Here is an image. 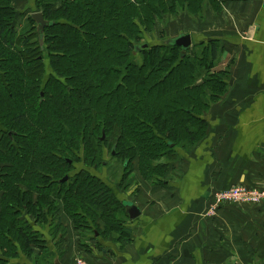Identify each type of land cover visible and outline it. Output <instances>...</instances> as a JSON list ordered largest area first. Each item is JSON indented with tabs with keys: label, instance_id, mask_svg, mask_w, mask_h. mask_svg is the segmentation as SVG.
Returning <instances> with one entry per match:
<instances>
[{
	"label": "trees",
	"instance_id": "trees-1",
	"mask_svg": "<svg viewBox=\"0 0 264 264\" xmlns=\"http://www.w3.org/2000/svg\"><path fill=\"white\" fill-rule=\"evenodd\" d=\"M14 1L0 0V264H15L20 254L34 264H55L58 251L48 248L40 238L47 233L37 229L42 220L50 222L48 235L56 248L67 245V228L50 221L54 194L55 200L79 205L76 231L89 223L87 230L98 227L93 231L101 237L127 244L132 237L118 194L87 170V176L83 171L64 183L61 173L81 141L84 147L85 139L92 141L82 158L94 164L96 148L101 158L102 145L112 137L116 155L111 154L110 163L118 159L129 172L140 160L142 175L147 169L154 177L161 170L156 174L160 183L153 184L163 187L178 177L169 161L177 150L188 153L205 139L203 113L228 91L229 72L215 69L216 43L200 57L195 43L194 54L182 57L181 48L166 40L145 42L140 21L144 14L166 8L194 16L210 5L217 13L218 2L63 0L55 9V0H37V12L53 24L45 30L42 46L27 10L20 14L27 20L25 30L14 24ZM143 43L150 49L138 63L134 47ZM47 60L51 72L44 80ZM66 145L71 148L64 149ZM163 158L168 163L158 164ZM90 189L97 196L93 212L99 217L88 216L85 196Z\"/></svg>",
	"mask_w": 264,
	"mask_h": 264
},
{
	"label": "crops",
	"instance_id": "crops-1",
	"mask_svg": "<svg viewBox=\"0 0 264 264\" xmlns=\"http://www.w3.org/2000/svg\"><path fill=\"white\" fill-rule=\"evenodd\" d=\"M216 1L220 11L207 6L201 25L195 18L185 21V34L195 43H216L215 69L229 72L228 91L205 115V139L180 153L178 182L143 183L128 198L142 213L134 221L127 217L129 243L95 235L83 245L65 220L63 250L46 235L62 264H75L81 256L89 264H264V204L226 205L207 214L215 191L264 187V0ZM33 261L20 254L13 262Z\"/></svg>",
	"mask_w": 264,
	"mask_h": 264
},
{
	"label": "rangeland",
	"instance_id": "rangeland-1",
	"mask_svg": "<svg viewBox=\"0 0 264 264\" xmlns=\"http://www.w3.org/2000/svg\"><path fill=\"white\" fill-rule=\"evenodd\" d=\"M64 1H66V0H64ZM132 1H135V0H132ZM16 2H17L18 6H16V9H15V10H17V12H16V16L14 19V24L15 23L20 24V26H19L21 28L20 32H23L25 30V26L27 25V20L24 18H23L24 20L23 19L21 20L20 14L22 13V11H25L24 9L27 10L25 12V13H27V15H31L33 13H36L38 10H40L39 5H38L39 3L37 0H17ZM54 2H55V4H54L55 9L61 8L63 3H64L63 0H55ZM112 2L114 3V0ZM203 7H204V10L202 12L200 11L199 13H194V16H191L190 14H188L187 13L188 11L178 9V8L176 11L169 10L168 8L161 9L160 12L157 11L156 13H154L152 15H149L148 13H147V15L144 14L143 18H141V16H140V18L142 19V21H140V22H142L144 24V26H141L142 27L141 31L142 30L145 31L143 33L144 34L143 39L145 40V42H148L149 44L155 45V44H160L162 41H165L169 38L179 36V33L181 34V32L184 34L187 33L186 29H188L190 31V28H188L187 25L185 26V21L188 20L187 18L192 19V20H193V18H195L197 20L196 22L199 25H201V23H203V20H205L204 14L206 13L207 7H206V5ZM195 14H196V16H195ZM153 20H154V23L152 22ZM182 25H183V27L181 28L182 29V31H181L180 27ZM143 27L150 28L149 32L146 31L145 28H143ZM207 48H208L207 44H205V43L198 44L195 48V51L197 52V54L200 57V56H202V53H204V54L208 53ZM141 55H142L141 53L140 54L136 53V56L138 57L136 62H138V63L142 62ZM48 64H49V62L47 60L46 64H45L47 71H46V76H45L44 80L49 77L50 72H51L50 68L48 67L49 66ZM218 102H219V100H218ZM218 102L215 101V103H212V106L218 104ZM212 106H210L209 109ZM209 109H208V111H205L203 114L206 115V113L209 112ZM112 142H113V140L111 137L110 140L107 141V143L102 145V151L100 152L101 158H100L99 153H97V148H96V151L94 152V157L96 160L95 162H97V163L92 164V162L86 163L84 161V159L82 158V157H84L85 152H86L85 147L87 145H90V144L92 145V141L85 139V141H84L85 147L82 145V141H81V145L80 146L78 145V148H75L78 153L75 155L74 154L71 155L72 156V159L70 158L71 160L68 159V161H71L72 164L68 162L69 165L66 168L64 167V172L61 174H64L63 179H65L66 177L67 178L68 177L75 178L76 176H78L79 173H81L83 171H84L83 175L87 176V174H88L86 172V170H87L90 173V175H92L93 178H97L101 182L106 183L110 187V190H113V192L115 194L117 193L120 201L121 200H127L130 202H133V201L129 200L128 198H133L136 196V194L138 192L137 190L139 189V186L141 184L148 183L150 185H155L153 183H156V182L158 183L159 182V179H158L159 175H156V174H159V172L161 170H159V172L153 173L154 177H152L153 175H151L150 171L147 173V169L144 170L145 174L143 173V175H142V173L140 172V168H141L140 160H136L134 162V164H132L133 165V166H131L132 168L130 167L131 169L130 168L128 169L129 172L128 171L126 172L125 169H122V165L118 159H114L110 163L111 157H112L111 154H112L113 149H114V146L111 144ZM123 146H124V144L121 147H123ZM67 148H71V146L66 145L64 147V149H67ZM62 151L65 152L63 149H62ZM182 151L183 150H181V149L177 150V155H176L177 157L175 156L174 161H169L166 158H163V160H161V161L159 160L157 163L160 164L161 162L162 163H168V161L171 162L169 170L171 171L173 169L175 172L178 173V177L182 178V175L179 173L180 171L178 170V167L175 166V163L178 162L181 158L180 153ZM74 152L76 153V151H74ZM67 154L68 153H65L64 155L67 156ZM97 156H98V161H97ZM105 163H110V164L107 167H105L103 165ZM68 181H69V179L65 182H68ZM175 181L173 180L172 183L174 184ZM176 182H178V181H176ZM62 183H64V181ZM69 187L71 188L72 185L70 186V184H69L68 186H65L64 189L69 188ZM95 187H96V185H93L92 189H94ZM257 187H260V186H257ZM64 189H63V191H64ZM54 197H56L55 194H54ZM54 197H53V199H51V202L53 203V205H52L53 210H52V214L50 216V221L54 220L55 222L59 223L60 225L61 224L64 225L63 222L65 220V223L67 222V223L73 225L75 228L74 224L76 223V221H78L77 216L80 215L79 214V205H77L75 202H73V203L69 202L70 204L69 203L66 204L62 198L60 200H55ZM85 197H88L86 199L88 202L86 205L88 207V210L90 211V212H88L89 218H94L95 216L99 217V214H95L93 212V210L96 208L95 199L97 200V196L95 194H92L91 189H90L86 193ZM125 198H127V199H125ZM244 206H259V205L244 204ZM65 209L68 211L69 214L65 211ZM92 213H94V214H92ZM117 213H119V211ZM116 216L119 217L120 214H117ZM59 220H61V221H59ZM97 220H101V219H97ZM47 223L48 224H46V221L42 220L39 223L41 225V227L39 226L37 228V229L41 230L45 235H46V233L48 235V231L50 228L49 224H51L50 222H47ZM88 225H89V223L88 224H86V223L80 224L81 231L80 230L76 231V234L79 236L78 239H81L80 241L83 243V245H88V244H86L88 236L92 237V236L96 235L95 238L103 239V237H101V235H100L101 233L95 232L96 230L93 231L94 229H98V227H94V228H91L90 230H87L86 227ZM100 225L103 226V224H101V223H100ZM81 232H83V233H81ZM40 238L43 241H44V239L46 240V238L43 236H40ZM42 244H44V243H42ZM38 250H41V249H37L36 254L40 252ZM41 255H44V252Z\"/></svg>",
	"mask_w": 264,
	"mask_h": 264
},
{
	"label": "water",
	"instance_id": "water-1",
	"mask_svg": "<svg viewBox=\"0 0 264 264\" xmlns=\"http://www.w3.org/2000/svg\"><path fill=\"white\" fill-rule=\"evenodd\" d=\"M32 19L34 20V22L37 24V33L39 35L40 38V42L41 45H44V32L45 30L52 26L53 24L48 23V21L45 20L44 15L40 12H36L33 13L31 15ZM197 41V39H195L192 35L190 34H180L177 37H172L169 38L165 41V43L167 45L173 46V47H179L182 50V57H186L187 53L191 50V48L193 47L194 43ZM135 48V53H143L147 50L150 49V45L148 43H145L143 45H139ZM102 139H105V135L103 136ZM173 146V145H172ZM112 155L115 156L116 155V148L113 149ZM69 163H71V161H68ZM68 178L66 177L65 179H63V181H67ZM62 181V182H63ZM124 201V206L126 208V215L128 217V219L130 221H134L135 219L138 218V216H141V210L140 208L133 202L127 201V200H123ZM55 264H62L60 262V256L58 254H56L55 257Z\"/></svg>",
	"mask_w": 264,
	"mask_h": 264
},
{
	"label": "built area",
	"instance_id": "built-area-1",
	"mask_svg": "<svg viewBox=\"0 0 264 264\" xmlns=\"http://www.w3.org/2000/svg\"><path fill=\"white\" fill-rule=\"evenodd\" d=\"M208 213L214 215L226 205H261L264 203V187H248L239 184L225 191H217L212 194ZM75 264H89L84 257H78Z\"/></svg>",
	"mask_w": 264,
	"mask_h": 264
},
{
	"label": "flooded vegetation",
	"instance_id": "flooded-vegetation-1",
	"mask_svg": "<svg viewBox=\"0 0 264 264\" xmlns=\"http://www.w3.org/2000/svg\"><path fill=\"white\" fill-rule=\"evenodd\" d=\"M72 164V163H71Z\"/></svg>",
	"mask_w": 264,
	"mask_h": 264
}]
</instances>
